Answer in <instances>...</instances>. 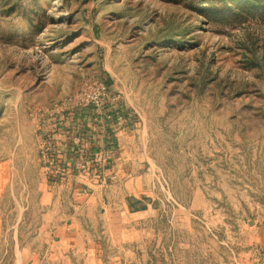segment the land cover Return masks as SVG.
Segmentation results:
<instances>
[{"label":"rangeland","instance_id":"obj_1","mask_svg":"<svg viewBox=\"0 0 264 264\" xmlns=\"http://www.w3.org/2000/svg\"><path fill=\"white\" fill-rule=\"evenodd\" d=\"M230 4L0 0V264L54 211L42 122L108 98L158 243L243 263L264 227V7Z\"/></svg>","mask_w":264,"mask_h":264},{"label":"crops","instance_id":"obj_2","mask_svg":"<svg viewBox=\"0 0 264 264\" xmlns=\"http://www.w3.org/2000/svg\"><path fill=\"white\" fill-rule=\"evenodd\" d=\"M106 101L105 114L80 106L42 122L43 147L48 142L54 160L46 183L54 211L47 225L38 218L35 246L18 245L15 264H178L172 246L156 239L154 199L140 195L144 175L130 162L125 117L109 118L118 107ZM87 159L90 175L78 165ZM259 232L242 264H264V227Z\"/></svg>","mask_w":264,"mask_h":264},{"label":"built area","instance_id":"obj_3","mask_svg":"<svg viewBox=\"0 0 264 264\" xmlns=\"http://www.w3.org/2000/svg\"><path fill=\"white\" fill-rule=\"evenodd\" d=\"M104 90H105V86H103V91H102L103 93H102V95L105 94ZM94 101H95V104L93 102V103L89 104V106H93V108L95 109V111H97L98 113H103L104 112V114H105L106 110L104 109L105 108L104 107V104L103 105L101 104L102 100H101V102H99L98 100H94ZM107 115H108L109 118H112L113 117L110 113H108ZM117 119L118 120H122L123 119V116L120 115ZM47 146H48V142L44 143L43 153H44V157L46 158L47 163L49 162L48 163V166L50 168V166H52L54 164V160L53 159H49L50 156H48V153H47V150H46ZM91 162H92L91 160H88L87 159L86 161H83L81 163L80 162L78 163L79 169H81V171H82L83 174L90 175L89 173H90V170H91Z\"/></svg>","mask_w":264,"mask_h":264},{"label":"trees","instance_id":"obj_4","mask_svg":"<svg viewBox=\"0 0 264 264\" xmlns=\"http://www.w3.org/2000/svg\"><path fill=\"white\" fill-rule=\"evenodd\" d=\"M196 1L199 3L205 4L209 2H214L216 0H196ZM219 1H222L224 3V7L222 8L220 12H227L229 8L226 9L228 7V5L226 6V4L227 3L230 4V2H234L237 5L236 7L239 9H248L249 12H254L257 9L264 7V0H219ZM209 10H211V12H214V13H219L216 10V8H209Z\"/></svg>","mask_w":264,"mask_h":264}]
</instances>
